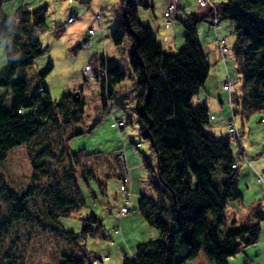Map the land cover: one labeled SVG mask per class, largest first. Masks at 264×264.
I'll return each instance as SVG.
<instances>
[{"label": "trees", "instance_id": "1", "mask_svg": "<svg viewBox=\"0 0 264 264\" xmlns=\"http://www.w3.org/2000/svg\"><path fill=\"white\" fill-rule=\"evenodd\" d=\"M7 1L0 0V6ZM137 4L136 0H123V27H115L110 37L119 44L126 30L134 36L129 64L139 75L138 133L149 139L157 157L156 171L145 157L142 162L148 168L147 182L157 190L156 173L170 200L140 194L138 209L159 234L154 240L137 243L131 255L123 254L122 264H185L200 252L209 264H229L228 259L243 245L258 240L261 226L258 220L237 223L234 217L230 227L221 225L227 202H239L242 195L229 137L207 131V106L192 103L211 68L197 35L196 25L202 18L195 12L187 14L183 45L167 52L150 26L139 20ZM47 13L46 5L33 10L20 6L0 18L6 60L0 70V87L5 88L0 90V160L10 148L25 142L32 170L29 185L20 192L8 187L0 175V198L6 206L0 210V264H19L21 249H9L8 242L17 237L19 224H35L40 231L58 233L67 241L69 247L58 264L82 263L88 253L80 239L96 235L101 225L93 212L83 220L79 234L58 222V217L70 216L82 207L80 180L96 174L89 153L69 149L68 139L75 133L64 137L66 128L82 117L81 99L75 100L69 93L57 100L51 97L43 80L52 68L49 61L29 85L25 68L46 51L36 32L46 26ZM204 16L229 20L236 37L232 52L241 87L231 92L230 102L244 127L253 113L264 109V0H221ZM89 65L107 107V98L125 71L104 52L93 53ZM52 161H58L60 167L53 168ZM250 214L263 218L261 204H252ZM73 244L78 252L72 250Z\"/></svg>", "mask_w": 264, "mask_h": 264}, {"label": "rangeland", "instance_id": "2", "mask_svg": "<svg viewBox=\"0 0 264 264\" xmlns=\"http://www.w3.org/2000/svg\"><path fill=\"white\" fill-rule=\"evenodd\" d=\"M219 1L209 0V3L202 4L200 0H136V8L139 20L150 26L167 52H175L183 45V21L187 14L195 12L202 18L196 25L197 35L211 68L192 103L207 106L210 117L205 129L216 137L229 136L228 117L234 118L241 132L242 153L238 142L230 141L236 164L240 167L242 199L239 202L229 200L222 210L221 225L225 228L231 226L233 217L237 223L256 222L257 218L250 214L252 204H261L264 213V184L256 181L257 171L264 167L261 149L264 144V109L253 113L244 127L239 117L234 115L230 94L238 92L241 87V75L236 71L232 52L236 37L229 20H222L220 26L214 29L210 18L204 16L213 3ZM171 2L174 4L173 18L167 24L164 14ZM42 5L48 7L46 26L37 30L36 34L46 51L34 57L25 68L30 77L29 85H33L37 72L49 61L52 68L43 80L51 97L57 100L68 93L71 96L76 91L81 93L82 117L66 128L64 137L67 133H75L68 139L69 149L89 153L88 161L96 174L87 181L80 180L82 207L70 216L58 217V222L65 230L79 234L83 220L93 212L100 217L101 225L96 235L80 239L88 253L80 264H122L123 254L131 255L137 243L154 240L159 234L157 227L150 224L138 209L140 194L167 202L170 200L169 191L159 182L156 173L158 189L147 182L148 168L142 162L145 157L156 171L157 157L149 139L138 133L140 119L136 104L139 75L129 64L134 36L126 30L119 44H115L110 37L115 27H123V0H74L70 4L68 0H9L0 6V18L12 14L20 6L33 10ZM70 17H73L72 21H69ZM221 40L227 46L223 53L217 47V42ZM4 48V41L0 40V70L6 61ZM101 52L114 57L125 71V77L113 86V92L107 98V107L102 104L99 86L91 76L93 71L89 65V57ZM2 89L5 88L0 87ZM8 95L10 97V92ZM51 136L56 139L53 132ZM30 163L25 142L6 152L0 160V175L8 187L17 192L27 188L32 174ZM51 164L55 169L60 167L58 161ZM120 174L130 179L129 198L125 196L126 190L123 191V176ZM126 205L131 210L121 214L119 209ZM0 210H6L1 198ZM20 226L18 239L15 236L8 241L9 249L15 252L21 249L19 264H58L61 254L69 247L67 241L58 233L40 231L35 224ZM260 226L258 240L243 245L241 251L228 259L229 264H264V223ZM70 246L78 252L76 245ZM185 264H209V260L200 252L193 261Z\"/></svg>", "mask_w": 264, "mask_h": 264}, {"label": "built area", "instance_id": "3", "mask_svg": "<svg viewBox=\"0 0 264 264\" xmlns=\"http://www.w3.org/2000/svg\"><path fill=\"white\" fill-rule=\"evenodd\" d=\"M72 0H69V2H71ZM209 0H200V2L202 4H205L207 3ZM173 9V4H171L169 6V9L168 11L165 13L166 17L167 18H171V11ZM73 20V17H70L69 18V21H72ZM214 23L217 25L218 23V19L217 17H215L213 19ZM217 47L219 48L220 50V53H223L225 51V46L223 45V41H218L217 42ZM121 123H119L120 125ZM228 130H229V133L231 135L232 138H236L237 136V128H236V123H235V120L233 117H230L229 120H228ZM262 150L264 151V145L262 147ZM125 182H128V178L126 175H124V179H123ZM257 181L259 182H263L264 183V168H262L259 172H258V175H257Z\"/></svg>", "mask_w": 264, "mask_h": 264}, {"label": "water", "instance_id": "4", "mask_svg": "<svg viewBox=\"0 0 264 264\" xmlns=\"http://www.w3.org/2000/svg\"><path fill=\"white\" fill-rule=\"evenodd\" d=\"M73 97H74V99L79 100L80 99V93L78 91L74 92Z\"/></svg>", "mask_w": 264, "mask_h": 264}]
</instances>
